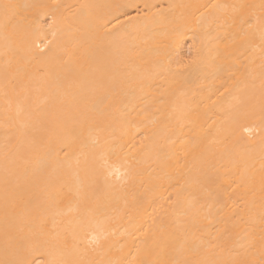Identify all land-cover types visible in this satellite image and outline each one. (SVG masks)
<instances>
[{
  "label": "bare ground",
  "instance_id": "bare-ground-1",
  "mask_svg": "<svg viewBox=\"0 0 264 264\" xmlns=\"http://www.w3.org/2000/svg\"><path fill=\"white\" fill-rule=\"evenodd\" d=\"M0 264H264V0H0Z\"/></svg>",
  "mask_w": 264,
  "mask_h": 264
}]
</instances>
